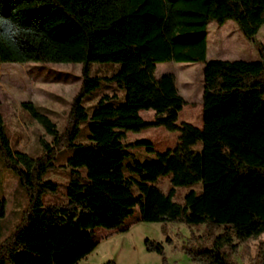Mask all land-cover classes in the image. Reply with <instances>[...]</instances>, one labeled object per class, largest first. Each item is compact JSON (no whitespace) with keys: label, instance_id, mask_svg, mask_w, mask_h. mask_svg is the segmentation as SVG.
Listing matches in <instances>:
<instances>
[{"label":"trees","instance_id":"obj_1","mask_svg":"<svg viewBox=\"0 0 264 264\" xmlns=\"http://www.w3.org/2000/svg\"><path fill=\"white\" fill-rule=\"evenodd\" d=\"M14 10L35 31L22 46L0 42V61L80 62L81 82L61 127L33 101H20L49 135L38 137V156L12 147L0 110V153L28 199L0 239V264H76L94 248L95 228L123 229L136 209L143 220L201 225L181 244L197 264H264V44L257 58L206 56L211 20L232 19L256 41L264 0H0L5 15ZM166 60L203 62L201 125L176 123L186 99L175 73H154ZM103 61L117 66L91 71ZM100 84H115L123 97L104 92L88 109ZM148 108L153 116L145 119L139 111ZM82 121L87 134L78 139ZM156 125L179 131L172 147L157 151L146 137L126 139L128 130ZM64 147L71 148L66 199L45 203L42 195L58 185L44 175ZM141 147L155 158H141ZM180 186L189 187L176 198ZM143 242L168 264L161 240Z\"/></svg>","mask_w":264,"mask_h":264},{"label":"rangeland","instance_id":"obj_2","mask_svg":"<svg viewBox=\"0 0 264 264\" xmlns=\"http://www.w3.org/2000/svg\"><path fill=\"white\" fill-rule=\"evenodd\" d=\"M256 41L246 38L235 21L225 20L222 24L211 20L207 24L206 56L220 58L259 57L258 44H264V24L255 33ZM116 63L109 61L92 62L91 71L98 74H109L116 68ZM80 62H46L33 61H0V110L3 115V128L8 135L13 148L21 149L32 156L42 153V145L38 137L49 135L43 133L40 124L32 118L28 111L20 106L21 100H31L42 112L48 114L59 127L67 117L70 101L79 89L81 82ZM202 68L200 61L166 60L156 62L154 73L159 75L164 71L175 73L176 85L186 99V103L178 111L177 124L190 122L201 125V92ZM116 91L120 99L123 91L115 84H100L85 101L88 109L104 92ZM145 119L153 116V110L140 109ZM87 134L86 121L80 123L78 139H84ZM178 130H168L162 125L147 126L139 131H126V139L146 137L153 148L162 151L172 147L177 142ZM143 159H154L155 152L137 149ZM71 153V148L64 147L55 158L56 167L45 173L44 177L57 182L55 192L42 195L43 202H56L66 199L68 175L65 159ZM157 183L161 187L167 184V178L160 177ZM189 186L178 187L176 198L180 197ZM197 187V186H196ZM0 200L4 206V215L0 218V239L9 234L19 221L22 211L27 206V194L18 183L17 175L9 168L0 153ZM202 229L201 225H188L179 221H148L139 218V210L126 218L125 228L109 232L104 227L94 230L96 244L94 248L76 264H101L107 259H113L116 264H160L161 255L147 250L144 246L145 237L161 240L164 245V256L168 264H197L190 260L181 248V244L189 235L190 230ZM166 235L171 242L165 241ZM264 237V232L259 238ZM258 239L250 240L252 253L256 252Z\"/></svg>","mask_w":264,"mask_h":264},{"label":"clouds","instance_id":"obj_3","mask_svg":"<svg viewBox=\"0 0 264 264\" xmlns=\"http://www.w3.org/2000/svg\"><path fill=\"white\" fill-rule=\"evenodd\" d=\"M34 31V25H26L17 11L7 15L0 11V42L9 46H22Z\"/></svg>","mask_w":264,"mask_h":264}]
</instances>
